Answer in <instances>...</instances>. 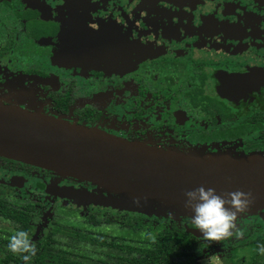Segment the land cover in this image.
I'll list each match as a JSON object with an SVG mask.
<instances>
[{
  "label": "flooded vegetation",
  "instance_id": "obj_1",
  "mask_svg": "<svg viewBox=\"0 0 264 264\" xmlns=\"http://www.w3.org/2000/svg\"><path fill=\"white\" fill-rule=\"evenodd\" d=\"M199 93L217 106L198 104ZM0 102L161 149L264 151V0H0ZM60 189L97 194L0 157V264H25L7 249L20 230L37 248L27 264H56L41 252L55 245L64 209L111 222L121 220L99 210L137 214L74 203ZM257 216L238 217L244 235L222 240V264L252 226L264 238ZM196 238L195 257L212 245Z\"/></svg>",
  "mask_w": 264,
  "mask_h": 264
},
{
  "label": "water",
  "instance_id": "obj_2",
  "mask_svg": "<svg viewBox=\"0 0 264 264\" xmlns=\"http://www.w3.org/2000/svg\"><path fill=\"white\" fill-rule=\"evenodd\" d=\"M204 150L151 147L0 102V157L97 189V194L60 189L66 200L146 216L190 219L193 213L184 207V192L204 185L215 188L218 194L251 191L253 201L240 215L264 212V151ZM135 197H140L139 205L133 203ZM189 232L202 236L197 229Z\"/></svg>",
  "mask_w": 264,
  "mask_h": 264
},
{
  "label": "trees",
  "instance_id": "obj_3",
  "mask_svg": "<svg viewBox=\"0 0 264 264\" xmlns=\"http://www.w3.org/2000/svg\"><path fill=\"white\" fill-rule=\"evenodd\" d=\"M74 213L64 209L58 215L52 239L55 245L44 246L42 258L50 253L56 264H196L198 239L183 221L130 214L120 222H111L107 218ZM254 233L252 226L251 236L240 247L235 246L223 264H264V254L258 251V246L264 245V238L252 237ZM146 234L155 237V242ZM244 247L252 250L247 261L236 257Z\"/></svg>",
  "mask_w": 264,
  "mask_h": 264
},
{
  "label": "clouds",
  "instance_id": "obj_4",
  "mask_svg": "<svg viewBox=\"0 0 264 264\" xmlns=\"http://www.w3.org/2000/svg\"><path fill=\"white\" fill-rule=\"evenodd\" d=\"M184 207L193 215L191 224L202 234L204 241H222L228 238H242L244 231L238 226L237 219L245 213L253 201L251 191L237 189L218 194L215 188L200 185L184 192ZM133 203L140 204V197L133 198ZM172 215V213H169ZM153 242L155 237L146 234ZM8 251L20 255L27 264L36 255L37 248L26 231H15L8 238ZM200 251L199 249L197 250ZM258 251L264 254V245L258 246Z\"/></svg>",
  "mask_w": 264,
  "mask_h": 264
},
{
  "label": "rangeland",
  "instance_id": "obj_5",
  "mask_svg": "<svg viewBox=\"0 0 264 264\" xmlns=\"http://www.w3.org/2000/svg\"><path fill=\"white\" fill-rule=\"evenodd\" d=\"M201 93H199V96H197V98H200L197 103L201 104L200 102H202V105H207V107L209 106H217V105H212V101H210V97L208 96H200ZM28 109L31 110L33 109V107L31 106V104L28 105ZM205 151V150H204ZM100 213L102 214H106L107 216H109L111 219L113 220H117L120 221L122 220V217L124 216V214H117L116 212L113 211H107V210H99ZM260 215L262 216V220H264V212L260 213ZM241 216V215H240ZM260 216V217H261ZM244 217L249 218V219H256L258 218L257 214L256 215H244ZM174 220H177L176 218H174ZM246 240V239H245ZM243 242V240H241ZM211 246H208L206 244L205 250L210 248L209 251L204 252L203 249L199 248V252L197 251L196 257H197V262L198 264H222L221 263V257L223 255H225L224 250H225V246L222 244V241H212ZM211 248H216L219 251H216V254L211 253ZM252 250L248 247H244L242 250L240 249L237 253H236V257L238 258H244L246 261L248 260L249 256L251 255Z\"/></svg>",
  "mask_w": 264,
  "mask_h": 264
}]
</instances>
